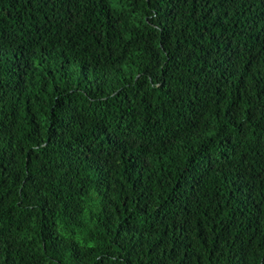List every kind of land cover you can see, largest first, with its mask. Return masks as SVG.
I'll list each match as a JSON object with an SVG mask.
<instances>
[{"label": "trees", "instance_id": "16d2710c", "mask_svg": "<svg viewBox=\"0 0 264 264\" xmlns=\"http://www.w3.org/2000/svg\"><path fill=\"white\" fill-rule=\"evenodd\" d=\"M0 264H264V0H0Z\"/></svg>", "mask_w": 264, "mask_h": 264}]
</instances>
